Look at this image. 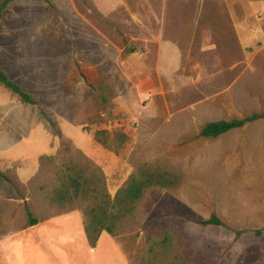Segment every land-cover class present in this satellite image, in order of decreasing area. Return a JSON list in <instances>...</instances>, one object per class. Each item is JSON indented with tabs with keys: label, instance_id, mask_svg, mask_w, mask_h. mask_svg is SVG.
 <instances>
[{
	"label": "rangeland",
	"instance_id": "374dc122",
	"mask_svg": "<svg viewBox=\"0 0 264 264\" xmlns=\"http://www.w3.org/2000/svg\"><path fill=\"white\" fill-rule=\"evenodd\" d=\"M0 69L38 102L0 84V250L4 236L82 218L50 200L72 162L111 197L141 166L180 175L146 190L112 236L133 264H264V119L199 136L264 112V0H12ZM212 215L223 225L202 223Z\"/></svg>",
	"mask_w": 264,
	"mask_h": 264
},
{
	"label": "trees",
	"instance_id": "16d2710c",
	"mask_svg": "<svg viewBox=\"0 0 264 264\" xmlns=\"http://www.w3.org/2000/svg\"><path fill=\"white\" fill-rule=\"evenodd\" d=\"M11 1L2 0L0 3V19L3 9ZM0 84L16 94L23 103L38 104L37 100L10 79L2 69H0ZM260 119H264V112L252 113L241 118L206 122L201 127L199 136L205 139H213ZM94 139L107 147L105 136H101L100 131L94 133ZM53 162V157L49 155H42L39 158L41 166L52 165ZM58 167L61 171L57 175L59 183L50 200L52 204L58 205L61 209L76 208L82 212L84 233L89 246L92 248L96 247L102 233L106 232L111 236L118 234L121 220L132 212L134 203L142 197L146 190L173 188L181 181V177L177 173L141 166L136 175L132 176L127 184L119 188L111 197L107 192L105 178L101 173L91 172L87 166L72 162ZM28 215L30 216L28 225L32 226L38 223V220L32 218L31 213L28 212ZM202 223L223 225V222L215 215L203 220ZM166 243L167 239L164 238L161 244L165 245ZM151 252H155L154 247L151 248ZM126 258L129 264H133L127 256Z\"/></svg>",
	"mask_w": 264,
	"mask_h": 264
},
{
	"label": "crops",
	"instance_id": "0c3cea01",
	"mask_svg": "<svg viewBox=\"0 0 264 264\" xmlns=\"http://www.w3.org/2000/svg\"><path fill=\"white\" fill-rule=\"evenodd\" d=\"M104 234L96 247H90L80 214L72 212L20 234L4 236L0 251L4 264H129L110 234L112 240L106 249Z\"/></svg>",
	"mask_w": 264,
	"mask_h": 264
}]
</instances>
